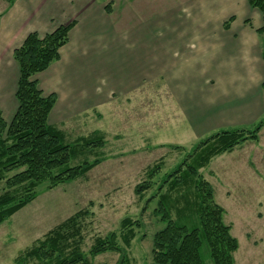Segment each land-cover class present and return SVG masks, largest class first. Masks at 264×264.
I'll use <instances>...</instances> for the list:
<instances>
[{
    "label": "crops",
    "instance_id": "1",
    "mask_svg": "<svg viewBox=\"0 0 264 264\" xmlns=\"http://www.w3.org/2000/svg\"><path fill=\"white\" fill-rule=\"evenodd\" d=\"M137 1L17 0L9 6L0 15V110L5 121L10 124L18 111L15 50L32 33L44 38L73 23L59 61L36 76L43 93L57 97L51 124L64 126L75 117L81 121L89 111L100 117L118 87L101 94L94 82L106 76L119 80L120 66L131 59L141 63V80L168 83L169 91L159 88L154 96L169 100L160 104L157 99L154 105L146 100L144 107L155 114L159 129L171 130L176 142L254 124L264 116V21L247 0H158L165 2L160 5L164 12L157 0H141V44L131 53L134 43L123 13ZM263 141L264 126L257 142L238 146L217 161L226 166L235 160V168H241L244 157L249 175L264 188ZM246 191L234 194L228 186L225 193L241 203L250 198ZM256 200L257 207L264 196Z\"/></svg>",
    "mask_w": 264,
    "mask_h": 264
},
{
    "label": "rangeland",
    "instance_id": "2",
    "mask_svg": "<svg viewBox=\"0 0 264 264\" xmlns=\"http://www.w3.org/2000/svg\"><path fill=\"white\" fill-rule=\"evenodd\" d=\"M157 2L159 7L165 4L158 0ZM8 8V0H0V15ZM160 8L162 12L166 9L165 6ZM156 11L157 9L154 10ZM123 25L129 28L130 43H134L130 52H136L138 49L135 47H140L141 44V0L136 2L133 9L131 7L123 13ZM119 71V80L117 76L112 80L106 76L104 79H97L93 84L101 94L118 87L112 103L102 109L103 116L99 117L89 111L81 116V121L75 117L69 119L64 126L50 123L61 127L66 134V143L70 145L96 131L105 136L107 144L103 151H95L92 156L74 160L72 165H81L85 160L93 162L97 156L105 159L83 179L52 190H47L45 185L40 187L33 202L0 225V264H39L38 261L30 260L23 263L21 258L50 232L82 211L91 214L85 220L83 218L80 244L82 252L88 255L97 238L113 233L120 234L122 221L130 218L140 224V229L136 230L137 237L127 251L130 264H155L152 257L154 235L164 225L154 218L153 210L158 197L156 193L165 177L182 165L201 142L222 131L253 132L264 120L263 116L254 124L223 128L199 139L176 142L177 140L172 139L171 130L168 127L159 129L155 123V114L144 107L146 100L153 105L157 99L160 104L164 100L168 101V96L160 99L154 96V91L159 88L169 91L168 83L154 79L141 80V63L132 59L120 66ZM129 100L132 102L130 105ZM168 114L165 112L162 116L167 117ZM171 146L183 149H170ZM227 153L214 158L210 166L201 173L212 185L215 203L224 209V222L231 227V235L239 243V250L234 254L235 264H264V202L256 207V199L264 196V188H261L262 183L258 179L249 175L251 169L248 171L245 168L244 157L240 161L241 168H235V160L227 161L226 166L220 165L217 159ZM252 155L255 157L254 151ZM248 157L245 155L246 159ZM160 163L161 171L152 181L154 188L145 195L146 200L152 197L155 200L153 199L151 206L144 212L147 202L141 203V198L135 191L147 179L146 169H152ZM212 171H215L214 176ZM228 186L233 189L234 194L235 191L247 190L250 198L242 200L241 203L234 201V198L230 199L225 193ZM3 188L0 183V194ZM193 221H190V225L195 224ZM202 252L204 259L208 260L207 246L203 247ZM119 260L118 254L107 253L96 257L92 263L118 264Z\"/></svg>",
    "mask_w": 264,
    "mask_h": 264
},
{
    "label": "trees",
    "instance_id": "3",
    "mask_svg": "<svg viewBox=\"0 0 264 264\" xmlns=\"http://www.w3.org/2000/svg\"><path fill=\"white\" fill-rule=\"evenodd\" d=\"M15 1L8 0L9 6ZM247 2L261 13L264 21V0ZM74 26V23L61 26L44 38L32 33L14 52L20 70L16 93L18 111L8 124L0 110V183L4 187L0 194V225L33 202L40 187L45 185L47 190H52L83 179L105 159L97 156L93 162L85 160L81 165H72L74 160L103 151L107 144L105 136L96 131L74 144H67L61 127L49 122L57 97L46 96L36 80L37 75L59 61L60 50L68 44ZM260 31L264 33V25ZM263 126L264 120L253 132L222 131L212 136L198 144L195 152L165 177L156 193L153 210L154 218L164 225L154 235L155 264H235L234 254L239 250V243L231 235V227L225 224V211L215 203L214 189L201 171L214 158L246 142H257ZM170 149L183 148L171 146ZM161 165L146 169L147 179L136 188L135 194L141 203L147 202L144 212L155 200L153 197L146 200L145 195L153 190L152 181L160 173ZM88 216H91L88 211L78 212L28 250L21 262L93 264L96 257L115 253L120 257L118 264H130L127 251L137 237L140 224L125 218L120 234L95 239L87 255L81 251L80 244L83 218ZM191 220L195 221L194 225H190ZM204 246L209 251L208 260L203 256Z\"/></svg>",
    "mask_w": 264,
    "mask_h": 264
}]
</instances>
